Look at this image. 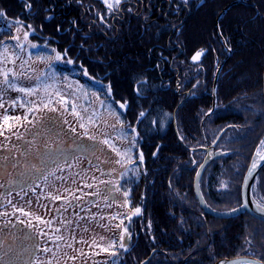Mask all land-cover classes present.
I'll return each mask as SVG.
<instances>
[{"label":"trees","instance_id":"trees-1","mask_svg":"<svg viewBox=\"0 0 264 264\" xmlns=\"http://www.w3.org/2000/svg\"><path fill=\"white\" fill-rule=\"evenodd\" d=\"M0 24V54L22 27L27 43L68 59L57 72L105 87L134 134L139 168L119 176L132 210L119 264L264 260V221L209 215L193 187L203 148L221 132L224 154L205 166L199 189L213 209L238 205L264 139V0H0ZM252 194L264 208V165Z\"/></svg>","mask_w":264,"mask_h":264},{"label":"rangeland","instance_id":"rangeland-1","mask_svg":"<svg viewBox=\"0 0 264 264\" xmlns=\"http://www.w3.org/2000/svg\"><path fill=\"white\" fill-rule=\"evenodd\" d=\"M26 33L15 28L0 54V234L13 232L4 237L29 243L31 264H119L115 250L128 242L123 217L132 214L119 176L139 168L134 134L105 87L84 74L57 72L68 59L30 45ZM45 77L46 90L40 86ZM4 248L0 252L17 258L16 247L15 253Z\"/></svg>","mask_w":264,"mask_h":264},{"label":"water","instance_id":"water-1","mask_svg":"<svg viewBox=\"0 0 264 264\" xmlns=\"http://www.w3.org/2000/svg\"><path fill=\"white\" fill-rule=\"evenodd\" d=\"M264 77V75H263ZM263 98H264V80H263ZM216 140L212 143V151L211 155H206L200 165L198 166L195 175H194V180H193V186H194V191H195V196L200 204V206L209 214L213 216H218V217H229L232 215H236L241 212H246L250 214L251 216L264 221V209L262 208H256L252 204V192H251V187L253 185L254 179L256 178L259 169L264 165V148L260 153L257 151H254L250 161L247 165V168L244 172L241 186H240V199L241 203L237 207H234L230 210H224V211H217L212 209L207 205L205 202L201 191L199 189V177L205 168V166L211 161L213 158H218L224 154V152H220L219 150H214V144ZM206 152L208 153V149H206ZM203 165V167H201ZM199 173V175H198ZM233 209H238L237 211H232ZM240 263H247V264H264L263 261H260L256 258L249 257V256H235L232 258H224L218 260L215 264H240Z\"/></svg>","mask_w":264,"mask_h":264},{"label":"flooded vegetation","instance_id":"flooded-vegetation-1","mask_svg":"<svg viewBox=\"0 0 264 264\" xmlns=\"http://www.w3.org/2000/svg\"><path fill=\"white\" fill-rule=\"evenodd\" d=\"M220 134H221V132H220ZM219 134L216 136V138L214 139V141L216 140V142L218 141V138H219ZM264 140V139H263ZM213 141V142H214ZM212 142V143H213ZM216 142H215V144H216ZM211 143V144H212ZM215 144H214V150H216L217 148H216V146H215ZM205 148V147H204ZM207 149H208V153L207 152H205V154H204V156H203V158H202V160L204 159V157L208 154V155H211V151H212V147L211 146H207ZM253 154V153H252ZM252 154H251V156H252ZM251 156H250V158H251ZM221 157V156H220ZM249 161H250V159H249ZM211 162V161H210ZM249 163V162H248ZM200 165V164H199ZM248 165V164H247ZM247 168V167H246ZM246 170V169H245ZM245 172V171H244ZM244 174V173H243ZM242 178H243V176H242ZM241 182H242V179H241ZM240 186H241V184H240ZM240 203H241V199H240V202H239V204L238 205H240ZM238 205H236V206H234V207H237ZM234 207H232V208H234ZM229 209H231V208H229ZM127 231V230H126ZM128 232V231H127ZM4 236H8V237H13L14 236V233L13 232H10V233H8V232H5V233H1L0 234V240H2V241H4V243H5V246L4 247H8V248H10V251L11 252H9V253H12V252H14L15 253V247L17 248V250H16V252L18 253V255H17V258L15 257V255L13 256V254H11V255H4L2 252H0V258H2L3 259V261H4V264H6L5 262L7 261L8 263L7 264H27L28 262H29V260H30V258H29V256H28V252H29V250H27L28 249V247L30 246V244L29 243H27L26 244V242L24 243V244H18V245H16L15 244V240H13V239H6V238H8V237H4ZM20 236H21V234H20ZM126 238H127V241L129 240V234L127 233V236H126ZM9 240H10V242H9ZM26 240V239H25ZM13 242H14V244H13ZM3 247V248H4ZM4 249H6V248H4ZM12 250H14V251H12ZM235 256H249V257H253V258H255L254 256H251V255H247V254H235V255H230V256H224V257H221V258H219L218 260H220V259H224V258H232V257H235ZM14 258H16V259H14ZM259 259V258H258ZM218 260H216L213 264H215ZM260 261H263L264 262V260H261V259H259ZM13 261V262H12ZM240 264H247V263H240Z\"/></svg>","mask_w":264,"mask_h":264},{"label":"snow or ice","instance_id":"snow-or-ice-1","mask_svg":"<svg viewBox=\"0 0 264 264\" xmlns=\"http://www.w3.org/2000/svg\"><path fill=\"white\" fill-rule=\"evenodd\" d=\"M105 3H107V0H105ZM119 3H120V0H116V4H119ZM109 7H112V5H109ZM202 54H203V51H199V52H197V53L192 57V59L195 61V60H197ZM55 59H56V60H59V59H60V56L57 54L56 57H55ZM6 75H7V74H6ZM37 79L39 80V77H37ZM48 79H49L48 77H45V81L42 82L41 85H40L41 87H44L45 90H46L47 88L51 87V84L47 83V80H48ZM9 87H11V82H9ZM31 90H32V89H28L27 91H31ZM19 91L24 92V91H26V89H25V88H19ZM53 94H54L55 96L59 97L60 100H61L62 102H65V103L67 102V101H65L64 97L61 95V91H60L59 89H54ZM48 98L51 99L50 96H49ZM45 107H47V105H45ZM76 107H77V105H76V103L73 101V102H72V111H73V112H76ZM119 107H120V108H124V105H120ZM6 119H7V117H6ZM17 119H18V118H17ZM81 127H84V125H81ZM104 143H107V140H105ZM262 143H264V142H262ZM201 167H203V165H201ZM36 171H37V173H39V169H38V168L36 169ZM198 175H199V173H198ZM37 178H39V176H38ZM29 183H30V180H29V181H26V182L24 183V187H27ZM125 194H126V193H125ZM237 210H238V209H233L232 211L234 212V211H237ZM20 211H23V210L20 209ZM139 211H140L139 209H136V212H137V213H138ZM38 219H39V218H38ZM4 246H5L4 241L0 240V248H2V247H4ZM121 247H123V244L121 245ZM45 251H47V249H45ZM29 255H30V256H33L34 253H29ZM0 264H4V261H3L2 258H0ZM28 264H31V261H30V260H29Z\"/></svg>","mask_w":264,"mask_h":264},{"label":"bare ground","instance_id":"bare-ground-1","mask_svg":"<svg viewBox=\"0 0 264 264\" xmlns=\"http://www.w3.org/2000/svg\"><path fill=\"white\" fill-rule=\"evenodd\" d=\"M207 149V148H206ZM206 149H204L205 150V152H206ZM213 159H215V158H213ZM212 160V159H211ZM252 204H253V206H255V207H258V205L255 203V201H253L252 200Z\"/></svg>","mask_w":264,"mask_h":264}]
</instances>
